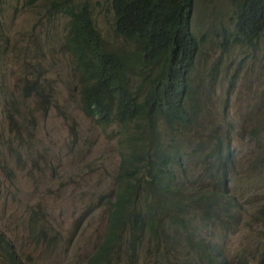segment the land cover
Returning a JSON list of instances; mask_svg holds the SVG:
<instances>
[{
	"label": "rangeland",
	"instance_id": "rangeland-1",
	"mask_svg": "<svg viewBox=\"0 0 264 264\" xmlns=\"http://www.w3.org/2000/svg\"><path fill=\"white\" fill-rule=\"evenodd\" d=\"M49 1L0 0V232L25 264H84L105 232L120 148L114 126L81 111L82 80L61 47L65 18L49 14ZM214 8L228 10L227 0ZM202 13L203 5L192 13L201 40L189 75L192 118L174 136L185 166H174L176 208H157L151 229L142 206L135 264H264V32L254 46L223 52L228 20ZM92 16L106 45H124L106 7ZM208 141L218 160V143L230 145L224 194ZM201 192L216 195L211 217H200ZM179 213L193 235L180 231ZM200 238L204 247L192 243ZM121 250L112 264H131L134 255Z\"/></svg>",
	"mask_w": 264,
	"mask_h": 264
},
{
	"label": "trees",
	"instance_id": "trees-1",
	"mask_svg": "<svg viewBox=\"0 0 264 264\" xmlns=\"http://www.w3.org/2000/svg\"><path fill=\"white\" fill-rule=\"evenodd\" d=\"M6 0H2L4 4ZM34 0H16L22 5ZM225 0H50L48 11L52 17L65 18L63 47L71 55L74 69L82 80L80 108L99 126H114L120 148V161L115 175L111 206L107 209V225L101 240L84 264H112L117 250L138 256L134 251L144 234L143 224L149 216V228L157 219V208H164L176 184L174 166H185L174 137L186 130L192 118L193 105L188 98L187 79L201 40L193 33V9L203 5L204 14L226 18L230 28L224 51L236 45H256L264 32V0H227L228 10H216ZM32 6V5H31ZM106 7L111 13L114 33L124 45H106L92 17L95 8ZM203 14V13H202ZM203 14V15H204ZM4 27L0 25V57L3 54ZM185 101V103H184ZM169 131V132H168ZM209 156L218 161V188L226 191L230 145L220 141L213 156L211 142ZM205 174V171L203 170ZM177 186L180 188L179 183ZM216 188V186L214 185ZM217 189V188H216ZM218 190V189H217ZM216 195L200 193L206 201L196 205L200 217H211ZM213 198V199H212ZM141 204V205H139ZM169 205L175 209L173 202ZM234 208V204H226ZM186 215L176 219L180 229L187 230ZM36 221L32 219V221ZM40 226L38 232L44 229ZM36 229L30 224V231ZM39 235L38 237H42ZM127 240L128 247L122 245ZM56 242L47 238L48 247ZM204 247L200 238L195 242ZM132 250V251H131ZM2 254V255H1ZM136 254V255H135ZM210 260L211 254L207 255ZM0 257L5 264H25L20 255L0 232Z\"/></svg>",
	"mask_w": 264,
	"mask_h": 264
},
{
	"label": "clouds",
	"instance_id": "clouds-1",
	"mask_svg": "<svg viewBox=\"0 0 264 264\" xmlns=\"http://www.w3.org/2000/svg\"><path fill=\"white\" fill-rule=\"evenodd\" d=\"M47 9H48V7H47ZM48 11V10H47ZM49 12V11H48ZM57 17H60V16H57ZM93 17V16H92ZM66 26V25H65ZM64 26V32H63V39H62V44H61V47H62V49L64 50V51H66L67 53H68V51L67 50H65L64 49V47H63V42H64V37H65V32H66V27ZM194 33V32H193ZM197 37V36H196ZM198 38V37H197ZM194 62H195V60H194ZM194 67V66H193ZM193 69V68H192ZM192 71V70H191ZM191 73V72H190ZM190 73H189V75H190ZM187 89H188V98L186 99V102H188L189 101V99H190V97H191V94H190V87H189V76H188V79H187ZM184 103H185V101H184ZM143 236H144V234H143ZM143 236H142V238H143ZM141 238V239H142ZM214 259V258H213ZM212 259V260H213ZM220 264H225L224 262H221Z\"/></svg>",
	"mask_w": 264,
	"mask_h": 264
}]
</instances>
